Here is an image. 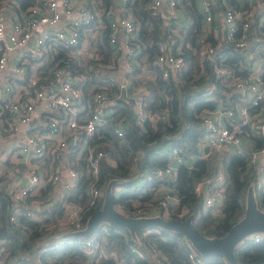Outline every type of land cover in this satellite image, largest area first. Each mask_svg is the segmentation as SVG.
<instances>
[{"label":"built area","instance_id":"1","mask_svg":"<svg viewBox=\"0 0 264 264\" xmlns=\"http://www.w3.org/2000/svg\"><path fill=\"white\" fill-rule=\"evenodd\" d=\"M126 2L113 0L105 11L99 0H33L22 10L0 4V187L10 177L2 190L10 199L12 223H18L22 216L44 222V233L38 239L40 252L61 244L67 238L63 234L84 227L81 206L67 199L79 180L71 159L72 147L80 145L76 158L85 152L87 173L91 176L87 193L93 203L104 192L105 184H99L100 168L114 166L115 160L110 152L91 145L89 138L113 114L118 102L131 101L135 123L140 127L147 120L156 123L169 115L168 105L150 109L148 88L134 83L146 44L139 35V21L128 11ZM258 2L261 6L256 8ZM11 3L15 4L13 0ZM195 4L202 17V28L191 42L182 35L191 24L183 0L147 2L150 14L161 20L165 37L155 43L156 55L141 69L178 83L179 75L188 66L184 54L188 48L199 57L197 77L205 73L204 62L211 63L210 75H206L210 82L201 95L206 100L213 99L214 88L219 83L229 88L233 96L229 103L217 99L213 107L201 109L198 117L203 131L195 152L185 155L180 147L171 148L164 168L156 170L148 179L156 178L161 181L158 186H168L175 181L178 165L191 169L198 158H207L214 152H231L246 159L248 172L255 177V190L264 191V165L260 163V155L264 154V0H245L238 6L232 0H195ZM10 14L15 17L10 18ZM81 29L86 33L82 42L91 59L88 65L94 69L96 78L89 84L90 100L86 104H83L81 87L83 73L75 75L58 61L51 68L49 81L42 82L39 75V78L32 75L51 45L68 47L71 54L79 55L80 47H73L78 44ZM92 34L97 37V43L107 40L111 51L109 60L100 58L96 42L91 45ZM223 46L239 54L241 64L237 72L227 66L232 58ZM16 86L19 96L13 98ZM168 93L163 94L165 101L170 98ZM82 104L84 112L79 113ZM114 131L119 137L124 134L120 125ZM253 135L261 138L260 147ZM226 186L221 168L195 184L194 192L202 197L203 214L221 215ZM48 187L47 199L26 202L28 197ZM56 187L60 188L59 194L55 193ZM55 201L59 205L51 208ZM179 201V196L172 194L168 187V192L143 206H114L129 216L176 214L183 217L188 207L179 206ZM148 232L160 230L147 229L143 234ZM248 238L263 240L264 233L257 232ZM101 240L97 234L78 239L84 259L71 264H127L114 251H105ZM182 242L189 247L191 264L208 262L185 238ZM5 244L6 240L0 238V264H25L22 260H29L24 253L9 256ZM131 250L147 264H167L166 255L154 247L150 248L153 262L142 251ZM226 262L223 258L220 264Z\"/></svg>","mask_w":264,"mask_h":264},{"label":"trees","instance_id":"2","mask_svg":"<svg viewBox=\"0 0 264 264\" xmlns=\"http://www.w3.org/2000/svg\"><path fill=\"white\" fill-rule=\"evenodd\" d=\"M4 0H0V4ZM19 10L26 8L33 0H13ZM104 9H108L113 4V0H99ZM150 0H127L126 8L139 21V35L141 40L145 41L146 48L141 54V63L135 71L136 77L141 73L145 62L150 61L157 53L155 43L159 39H164L162 22L160 19L153 17L146 8ZM187 7L191 24L182 32L185 40L194 41L199 30L202 28V17L196 7L195 0H183ZM104 20L107 22V16L104 13ZM256 25V24H255ZM85 34L80 30L79 41L76 47H80ZM214 42L215 39L209 38ZM224 47V46H223ZM92 49V47H90ZM102 60L111 58V51L107 40L97 43ZM224 51L232 58L227 66L237 72L240 63L239 54L231 47H224ZM185 58L188 66L179 75L180 81L165 80L155 74V77H138L134 83L145 85L149 90L147 96L148 107L152 110L168 105L170 107L167 119L159 120L156 123L146 121L143 126H138L131 109V101L120 100L115 107L113 114L107 119L104 125L98 127L93 135L89 138V143L98 145L102 150L111 153L115 160V165H103L100 168L99 184H105L111 178L123 180L120 183L125 191L114 196V204L129 208L138 202L140 206L149 203L152 199L153 191L161 182L156 178L148 179L156 170L164 168L166 165V156L168 151L173 147H180L185 155L196 151V145L199 141L203 126L198 114L205 106L213 107L217 99H222L229 103L232 91L221 85L216 84L213 91V99L206 100L201 93L205 90L206 84L211 72V63L204 62L205 73L197 77L200 70L199 57L192 53L188 48L184 49ZM81 56V54H79ZM73 55L69 52L68 47L59 48L58 45H51L37 66V73L42 82H47L51 77V68L56 62L60 61L61 66L68 67L73 74L83 73L85 79L81 83L84 91L83 104L90 100L88 92L89 84L96 80L94 69H90L88 63L91 59ZM262 76L264 77V70ZM169 92V100L163 99V94ZM80 107V112H84V105ZM123 128L124 134L119 137L115 133L116 126ZM257 147L263 142L257 135H253ZM80 145L72 147L71 159L73 166L79 173V180L74 188L73 194L68 196V200L78 204L82 209V220L85 221L89 214L101 206L102 197L90 203V195L87 193V184L91 176L87 173V162L85 152L79 158H76ZM45 158V162L48 161ZM44 165H46L44 163ZM223 169L227 186L224 192V202L222 203L221 215L203 214L201 212L202 197L194 192L195 184L205 176H211L217 169ZM247 169L246 159L238 154L231 152H214L207 158H198L194 161L191 169L180 164L176 170L175 181L168 183L172 194L179 196V206L188 207L186 215L178 217L171 214L172 218H185L189 213H193V222L196 228L207 236H220L227 232L230 226L236 222L244 213L245 194L247 187L255 182ZM248 172V173H247ZM10 177L4 179L0 187V238L6 240L5 248L9 256L20 253L28 254L29 260H22L25 264H35L33 259L38 260L39 264H71L84 259V253L80 249L78 239L90 237L97 234L102 240V246L108 251L114 250L119 258L124 259L127 264H147L145 260L139 258L131 249L137 248L140 251H146L154 247L166 255L167 264H191L188 259L189 247L183 243L184 236L178 232L166 231L160 229V232L143 231L148 228L140 229L137 232V240H132L127 229L117 227L102 222L90 236L67 237L61 244L56 247L43 251L38 244L39 237L44 233L43 223L20 217L18 223H12L9 215L12 206L9 204L10 199L2 190ZM119 184V185H120ZM105 187V186H104ZM48 189H40L38 194L28 197L26 202L37 200L38 198L47 199ZM258 205L264 207V191H256ZM59 202L55 201L58 206ZM11 207V208H10ZM235 255L240 264H264V239L255 241L253 239L242 240L235 248ZM202 256V255H201ZM209 260L206 264H220L222 255L207 257ZM227 261V260H226ZM30 262V263H29ZM226 264H229L228 261Z\"/></svg>","mask_w":264,"mask_h":264},{"label":"water","instance_id":"3","mask_svg":"<svg viewBox=\"0 0 264 264\" xmlns=\"http://www.w3.org/2000/svg\"><path fill=\"white\" fill-rule=\"evenodd\" d=\"M123 180L111 178L104 187L101 206L94 209L82 229L69 231L64 236L82 237L91 235L102 223L127 229L132 240H137L140 229H164L182 234L190 245L202 256L222 255L229 264H240L235 255L236 246L249 235L264 233V210L259 207L254 183L246 190L243 215L234 222L226 233L220 236H207L200 232L193 222V213L185 218L165 217L161 214L129 216L114 206V186ZM49 205V204H48Z\"/></svg>","mask_w":264,"mask_h":264},{"label":"crops","instance_id":"4","mask_svg":"<svg viewBox=\"0 0 264 264\" xmlns=\"http://www.w3.org/2000/svg\"><path fill=\"white\" fill-rule=\"evenodd\" d=\"M241 2H245V0H232V3H234V4H236L237 6L239 5V3H241ZM7 5V4H10V6H11V8L12 9H17V7L14 5V4H12L11 3V0H4L3 2H2V5ZM261 5H260V3L258 2L257 4H256V8H259ZM17 10H19V9H17ZM116 10H117V8H116ZM10 16V18H13V17H15V14H10L9 15ZM85 33V32H84ZM85 35H86V33H85ZM90 38H91V40L93 41V42H96L97 43V37L94 35V34H92L91 36H90ZM80 49L82 50V52L80 53L81 55L83 54V55H85V57H87V54H86V52L84 51L85 49H86V47L84 46V44H83V42H81V45H80ZM93 49V48H92ZM90 47H89V50H92ZM96 50L98 49L97 48V46H96V48H95ZM98 53H99V51H97ZM85 53V54H84ZM16 54V52L14 53V55ZM87 59H88V57H87ZM32 75H33V77H35V78H39L38 77V73H37V68L36 69H34L33 71H32ZM139 77H141V76H146V77H152V78H154L155 77V73H153V72H150V71H147V70H144V71H141V74H139L138 75ZM46 77H43L42 79H45ZM14 93H13V95H12V97L13 98H17L18 96H19V87L18 86H16V88L14 89ZM260 160H261V165L263 166L264 165V154H261L260 155ZM48 161H49V159H48ZM48 161H47V163H48ZM47 163H46V165H44V163H43V165L45 166V167H47ZM62 174H64V172H62ZM60 188L59 187H56V189H55V193L56 194H59L60 192ZM123 191H125V188L120 184H116L115 186H114V194L117 196V195H119L120 193H122ZM166 192H168V186H165V185H160V186H158L154 191H153V194H152V199L153 198H155L157 195H163L164 193H166ZM56 197V196H55ZM133 204H139L138 202H134ZM38 244H36V245H39V242L38 241H36ZM103 248H104V246H103ZM137 249V248H136ZM104 250L105 251H107V252H113L114 250H110V251H108L106 248H104ZM138 250H140V249H138ZM115 252V251H114ZM116 253V252H115ZM143 253L147 256V257H149L150 258V260L152 261V256H151V254H150V249H146V251L144 252L143 251ZM117 254V253H116ZM28 255V254H27ZM32 262H34L35 264H39L38 263V260H36L35 261V259H33L32 260ZM153 262V261H152ZM30 263V262H29Z\"/></svg>","mask_w":264,"mask_h":264},{"label":"rangeland","instance_id":"5","mask_svg":"<svg viewBox=\"0 0 264 264\" xmlns=\"http://www.w3.org/2000/svg\"><path fill=\"white\" fill-rule=\"evenodd\" d=\"M93 44H94V42L92 41V42H91V45L93 46ZM84 54H85V53H84ZM79 56H80V55H79ZM80 57H82L81 59H82L83 62L86 61V60H85V58H86L85 55L82 54ZM140 74H141V73H140ZM138 77H139V76H138ZM138 77H136V78H138ZM141 77H142V76H141Z\"/></svg>","mask_w":264,"mask_h":264}]
</instances>
